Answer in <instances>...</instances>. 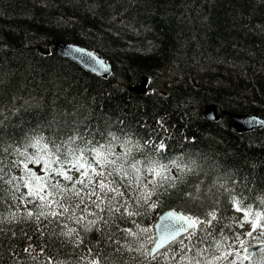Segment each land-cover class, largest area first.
I'll list each match as a JSON object with an SVG mask.
<instances>
[{
    "label": "trees",
    "instance_id": "16d2710c",
    "mask_svg": "<svg viewBox=\"0 0 264 264\" xmlns=\"http://www.w3.org/2000/svg\"><path fill=\"white\" fill-rule=\"evenodd\" d=\"M56 39L95 50L112 65L111 76L101 79L57 56L50 47ZM39 45L49 52L39 51ZM142 78L146 92L130 91ZM0 81V102L7 105L15 97L19 109L0 126L6 139L37 127L48 137L59 133L58 124L73 120L81 131L97 135L103 129L123 138L119 129L125 128L143 144L163 119L168 131H160L153 142L162 136L167 147L153 155L196 159L203 172L187 176L191 182L207 184L206 172L233 187L225 175L230 173L237 181L234 193L242 192L254 210H264V129L238 133L225 116L218 121L202 116L213 103L220 113L264 118V0H0ZM142 151L151 153L147 145ZM192 207L174 191L142 222L152 226L167 209ZM229 207L222 195L218 216L225 223L239 221ZM207 210L195 209L196 214ZM0 227L18 233L14 240L0 233V264H13L7 246L19 250L25 244L20 229L31 231L35 225ZM89 239L98 236L92 233ZM34 240L42 243L38 235ZM57 249L64 253L61 259L75 258L58 241Z\"/></svg>",
    "mask_w": 264,
    "mask_h": 264
},
{
    "label": "snow or ice",
    "instance_id": "6c2138e0",
    "mask_svg": "<svg viewBox=\"0 0 264 264\" xmlns=\"http://www.w3.org/2000/svg\"><path fill=\"white\" fill-rule=\"evenodd\" d=\"M72 51L87 57L86 63L103 67L91 53ZM14 101L15 97L7 105L0 102V126L19 110ZM156 124L143 144L125 128L119 129L123 138L103 129L97 135L95 130L81 131L73 120L58 124L59 133L53 131L48 137L42 127L29 129L20 138L0 134V225H35L31 231L20 229L23 247L7 246L13 264H264V246L254 252L243 238L264 245L259 239L264 237V210H254L242 192L234 193L237 181L230 173L225 175L233 187L221 183V175L206 172L207 184L204 179L191 182L187 176L203 172L196 159L153 155L167 147L162 136L153 142L160 131H168L163 119ZM144 145L151 153L142 151ZM174 191L193 207L168 210L158 215L154 225H144L142 218L156 213L162 198ZM222 195L243 219L225 223L218 216ZM260 203L264 205V197ZM197 207L209 210L196 214ZM245 224L250 230L243 236L231 231ZM258 230L259 237H254ZM0 233L9 240L18 235L3 227ZM92 233L98 236L95 241L89 239ZM37 235L39 245L34 240ZM57 241L75 258L61 259L64 253L53 251Z\"/></svg>",
    "mask_w": 264,
    "mask_h": 264
},
{
    "label": "water",
    "instance_id": "95a60500",
    "mask_svg": "<svg viewBox=\"0 0 264 264\" xmlns=\"http://www.w3.org/2000/svg\"><path fill=\"white\" fill-rule=\"evenodd\" d=\"M50 45L54 49V52L59 57L73 61L74 63L79 65L83 70H85L86 72H88V73H90L96 77H99L102 79H107L110 77V75L112 73L111 64L108 61H106L105 58L100 56L97 52H95L94 50H92L88 47L81 46L77 43H73V42H69V41H63V40H54L51 42ZM75 48H80L86 53H91L99 61L102 62L103 67H100L91 61H88L86 63L85 60L87 59V57L81 56L79 53L72 51V49H75ZM38 49L41 52L44 51L43 48L40 46L38 47ZM46 52H49V50H47ZM104 67L107 68V72L104 71ZM129 90L136 92V93H140V94L144 93L145 92V81H144V79H142L141 84L134 86V87H130ZM222 114L224 116H227L230 119L231 126H232L233 130L238 132V133H243V132L252 131L255 129L264 128V119L257 116V115L234 114V113L226 112V111L222 112ZM202 116L205 119L210 120V121H217L220 118L219 114L217 113L216 106L214 104L206 105L203 109ZM166 211H168V210H166ZM166 211H164V212H166ZM157 222H158V217H157L155 223H157ZM249 246H251L252 251L256 252V251H258L259 247L264 246V245H260L258 243V244H253V245H249Z\"/></svg>",
    "mask_w": 264,
    "mask_h": 264
},
{
    "label": "rangeland",
    "instance_id": "374dc122",
    "mask_svg": "<svg viewBox=\"0 0 264 264\" xmlns=\"http://www.w3.org/2000/svg\"><path fill=\"white\" fill-rule=\"evenodd\" d=\"M30 167H33L30 165ZM35 170L38 172L39 171V167H35ZM250 230V225H246V227H243V229H239L238 232L241 233V235L243 236V233L247 232ZM254 235V234H253ZM244 239H249L250 237H243Z\"/></svg>",
    "mask_w": 264,
    "mask_h": 264
},
{
    "label": "bare ground",
    "instance_id": "6f19581e",
    "mask_svg": "<svg viewBox=\"0 0 264 264\" xmlns=\"http://www.w3.org/2000/svg\"><path fill=\"white\" fill-rule=\"evenodd\" d=\"M66 41V40H65ZM40 46V45H39ZM42 46V45H41ZM48 47V46H47ZM263 101V100H262ZM261 107V106H260ZM264 129V128H263Z\"/></svg>",
    "mask_w": 264,
    "mask_h": 264
}]
</instances>
